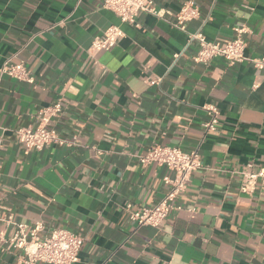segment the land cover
I'll return each instance as SVG.
<instances>
[{"label":"crops","instance_id":"crops-1","mask_svg":"<svg viewBox=\"0 0 264 264\" xmlns=\"http://www.w3.org/2000/svg\"><path fill=\"white\" fill-rule=\"evenodd\" d=\"M187 1L201 12L189 32L224 41L244 27L246 55L264 56V0H155L172 12ZM137 23L102 0H0V68L15 56L35 78L0 73L1 203L19 222H42V235L81 236L74 264H264V191L243 192L240 174L248 163L264 168V74L248 61L196 62L187 32L147 13ZM112 25L123 30L118 44L90 53ZM58 100L50 126L77 144L27 150L16 130L36 128L38 112ZM209 104L220 115L207 132ZM156 144L198 149L203 167L181 209L159 227L138 226L125 205L153 206L169 190L168 168L140 162ZM21 257L0 247V264Z\"/></svg>","mask_w":264,"mask_h":264},{"label":"built area","instance_id":"built-area-1","mask_svg":"<svg viewBox=\"0 0 264 264\" xmlns=\"http://www.w3.org/2000/svg\"><path fill=\"white\" fill-rule=\"evenodd\" d=\"M103 7L114 12L123 23L138 26L137 17L141 13L150 14L156 18L169 22L175 28L187 32L188 40L196 41L198 52L196 62L209 63L215 58H223L230 65L245 61L250 62L254 68L264 74V56L249 57L246 55V41L244 27L237 28V36L230 40H210L202 30L188 31L189 22L200 17L198 5L193 1L185 2L178 12H172L160 8L155 0H102ZM123 36V30L118 25L110 26L103 34L94 38L89 52L95 54L100 51L110 50L118 44ZM15 56L8 57L0 68L1 75H8L20 81L35 83V78L23 61H15ZM156 82L151 81V83ZM258 84H254L256 88ZM208 120L203 123L205 131L216 130L219 125L220 111L215 104H209ZM63 110L62 101L58 100L50 106L42 108L38 114L36 128L23 127L16 130L17 139L27 150L41 151L51 144L76 145L77 140L67 142L61 139L55 128L51 127L53 118L59 116ZM140 162L148 165L156 163L168 168L172 175L164 178L169 190L163 198L153 206L134 208L132 203L125 205L129 220L138 226L159 227L169 216L173 209H181L176 201L188 187L194 171L203 167L198 149L183 150L179 146L153 145L145 155L140 156ZM242 175L243 192H252L257 186L264 191V168L256 169L253 163H248L240 171ZM0 222L4 229L0 230V247L2 250H21L22 264H74L79 261V254L84 239L74 232L55 228L48 234L42 235L44 229L42 222L30 227L26 223L19 222L11 210L3 206L0 201ZM14 228L11 236L7 234L9 228Z\"/></svg>","mask_w":264,"mask_h":264}]
</instances>
